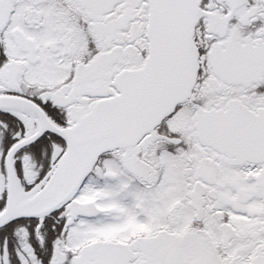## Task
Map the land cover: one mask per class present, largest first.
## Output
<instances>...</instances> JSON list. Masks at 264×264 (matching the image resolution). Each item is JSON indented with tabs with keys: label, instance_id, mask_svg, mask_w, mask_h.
Here are the masks:
<instances>
[{
	"label": "snow or ice",
	"instance_id": "obj_1",
	"mask_svg": "<svg viewBox=\"0 0 264 264\" xmlns=\"http://www.w3.org/2000/svg\"><path fill=\"white\" fill-rule=\"evenodd\" d=\"M0 264H264V0H0Z\"/></svg>",
	"mask_w": 264,
	"mask_h": 264
}]
</instances>
